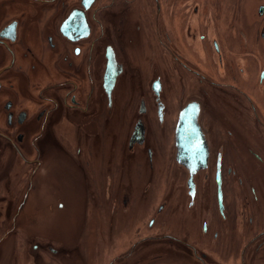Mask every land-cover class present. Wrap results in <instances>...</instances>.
Here are the masks:
<instances>
[{
  "label": "flooded vegetation",
  "instance_id": "obj_1",
  "mask_svg": "<svg viewBox=\"0 0 264 264\" xmlns=\"http://www.w3.org/2000/svg\"><path fill=\"white\" fill-rule=\"evenodd\" d=\"M182 2L186 4L179 9L177 0H155L154 9L147 11L145 0H0V97L6 87L11 90V99L4 106L9 133L0 134L13 132L19 136V145L28 140L31 152L40 155V160L30 159L29 165L35 169L41 163L40 170L44 167L42 144L52 146L49 132L63 136L61 146L64 140L71 144L70 136H76L77 142L72 144L75 159L88 170L93 147L98 143L106 146L109 141L113 147L112 125L117 118L125 122V130L121 135L120 159L110 166L118 163L128 167L134 163L139 175L147 167L156 173V178L176 188L179 176L189 177V172L178 164L180 114L188 105L197 103L201 108L199 126L207 144L208 168L194 178L193 195L186 187L188 208L191 215L208 216L210 201L204 197L209 195L212 177L219 224L204 221L201 229L190 223L185 231L174 230L178 211L170 217L176 221L164 222L169 205L162 202L153 212L163 221L158 223L151 218L146 232L138 229L123 254L112 258L109 264H160L162 255L155 256L153 261L139 257L130 262L138 247L155 246L157 251L167 246L176 252L188 250L195 264H264V185L261 188L256 181L264 182V0H251L255 3L250 12L257 41L251 40L250 33L242 32L240 37L246 46L240 47L239 40V47L235 48L228 47L224 37L227 27L222 21L223 7L221 12L211 8L210 0ZM139 3L138 20L130 9ZM212 10H216L217 21ZM4 32L5 38L1 37ZM137 35L143 38L141 44ZM130 53L155 55L151 66L153 79L148 83L150 93L133 99L125 89L123 95L122 89L119 93L130 71ZM244 56H249L253 63L245 64ZM179 69L187 73L186 82L179 83ZM116 73V84L109 94L106 86ZM128 80L127 85L130 77ZM156 85L159 94L155 92ZM168 87L181 104L185 102L177 114L171 111L170 100L163 94ZM141 125L145 129L143 144L142 138H135ZM237 125L252 137L241 146L237 142ZM222 136L229 143L234 141L233 145ZM231 146L241 158L239 170L235 164L227 165V150ZM244 147L246 155L242 152ZM114 151L116 147L113 154ZM248 160L261 165L255 167L246 163ZM249 165L254 167L253 171ZM112 173L107 172L101 187H97L106 200L114 196ZM248 173L251 179L245 181ZM133 177L131 173L128 185L121 190L125 211L136 205L140 195V185ZM225 177L234 178L239 184L238 190L234 189L233 213H229ZM87 180L91 182L89 175ZM246 188L255 205L261 201L258 194L262 195V208L245 207L250 201L238 193ZM139 218L140 215L136 219ZM126 226L130 229V224ZM218 244L234 247L233 254L230 251L220 255L214 250ZM49 247L56 249H50L54 256L65 257L66 251H60V246Z\"/></svg>",
  "mask_w": 264,
  "mask_h": 264
},
{
  "label": "rangeland",
  "instance_id": "obj_2",
  "mask_svg": "<svg viewBox=\"0 0 264 264\" xmlns=\"http://www.w3.org/2000/svg\"><path fill=\"white\" fill-rule=\"evenodd\" d=\"M145 1L146 10H153L152 6L155 0ZM182 1L186 0H177L179 9H183L186 4ZM188 1L194 3L201 0ZM254 4V2L251 3V0H210L211 8L221 12L223 7L224 18H222V21L227 27L224 37L228 41V47H239V40L240 47L246 46V42L240 37L242 32L250 33L251 40L257 41V33L253 30V17L250 12ZM139 5L140 3L130 9V12L136 14L138 20L141 16ZM216 10L212 11L217 21ZM147 16H150V14L147 13ZM129 31L132 32V28ZM138 37L139 44H141L143 38L142 36ZM133 38H135L134 34ZM145 56H147L146 59ZM183 56L188 58L186 54H183ZM140 57L143 62H141ZM154 59L155 55L130 53L131 64L128 67L130 71L127 73L126 83L129 81L128 77H130V82L129 85L124 83L125 86L120 88L119 93L122 89L121 95H123L124 89L126 90V95L131 99L134 97L138 98L141 94L147 95L150 93L148 83L149 81L151 83L153 79L151 66ZM243 59H246L244 61L245 64L253 63L249 56H244ZM133 75L136 78L133 79ZM186 77L187 73L179 69V83L186 82ZM5 89L4 95L0 97L1 133L8 132L7 115L4 106L11 99V90L9 87ZM184 89L183 87L182 92ZM163 94L170 100L171 111L177 114V111L185 102L181 104L180 98H176L170 87ZM178 104L181 105L178 106ZM116 120L114 125H112L115 134L113 147L111 141L106 146L98 143L97 147H93V153L88 156L91 161V169L89 168L88 170L75 159V151L72 150V144H76V136H70L71 144L64 140V145L61 146L63 144V136H56L54 132H49L50 138H48V141L52 146L45 142L42 144L41 156L44 167L35 175L32 187L30 180L36 168L34 169L33 166L29 165V160H40L39 153L31 152L28 140L19 145L17 143L19 136L13 134V132L6 135L0 134V240L10 231L13 221L23 205L17 220L16 229L0 245V264H109L112 258L123 254V250L126 249L127 244L135 236L138 229L146 232V223H149L151 218L159 220V217L153 211L162 202H167L169 205L168 216L166 217L165 215L166 218H163L165 219L164 222L166 220L168 223L176 221V219L172 220L170 217H173V213L178 211L176 221L178 224H176L174 230L185 231L184 229H187L190 223L192 225L196 224L201 229L204 221L215 226L219 224L218 215H216V186L212 177L210 183H208V187H210L209 195L207 194L204 197L205 200L210 201L209 213L208 216H200L197 213L192 215L189 213V199L186 193L188 177L179 176L180 180H178L176 188H171L170 185L166 184V180L156 178V173H152L147 167H145L146 170L144 171L140 170L143 175H139L136 174L139 169L135 167L137 165L134 163H130L128 167L127 165L120 167L118 163L116 166H110V163L120 159L123 138L121 135L124 134L125 130L124 127L122 128L125 122L118 119L119 124H117ZM57 128L60 129L61 127L57 126ZM236 129L240 133H238L237 137L239 146L243 145L246 139L252 140L251 135L245 134L244 130H240L238 125ZM113 131H111V134H113ZM222 139L228 142L223 136ZM233 143L234 141L229 144L233 145ZM66 144L69 146L68 149ZM114 147H116L117 151H114L113 154L112 149ZM102 150L104 154H102ZM242 152L244 155L245 147ZM240 161L241 158L237 156V152L231 146L227 150V165L235 164L239 170L238 163ZM248 162L253 163L255 167L261 165L255 161H246V163ZM249 167L252 171L254 170V167L250 165ZM262 168H264L263 165ZM110 170L114 173V196L106 200L97 187H101L102 177L104 178ZM166 170L171 171L172 169L167 168ZM173 170L177 171L179 168L177 170L173 168ZM131 173L134 176L133 181L140 185L137 189L140 195L136 198V205L131 206V210L125 211L122 204L121 190L128 185ZM207 174L208 172L203 174L204 176L202 175L201 179L204 180ZM248 174L250 175V173ZM87 175H89L91 182L87 180ZM225 178L230 205L229 213H233L235 212L234 189L236 187L237 191L239 184L234 178ZM244 179L245 181H250L251 175L249 177L246 176ZM256 181L261 183L259 186L262 188L264 182L261 179H256ZM251 186L256 185L251 184ZM91 190L93 193H91ZM28 191H30V194L25 200ZM238 194L239 197L242 194L245 200L251 197L247 188L243 191L239 189ZM258 198L261 201L256 205L254 200L252 202V199H249V206L243 200L245 207L248 209L262 208L263 197L258 194ZM60 203H66V210L61 211L59 209ZM139 215L140 218L138 220L136 218ZM210 217L212 219L208 221L207 219ZM163 219L160 218L158 223L162 222ZM127 224H130V229L126 226ZM74 229L75 231H72ZM169 231L171 230H167V232ZM50 244L60 246L61 249L58 247L60 251L65 250V257L63 254L58 256L51 254L50 249L52 247L48 248ZM35 247H38V251L35 250ZM52 249L56 250L55 248ZM141 249L142 247L136 249L130 262H136L139 257H145L147 261H153L155 256L162 255V263L160 264H195L191 260V253L185 249L177 250V252L169 246L167 248L164 247L163 251L155 250L156 246ZM214 250L218 251L220 255H228L230 251L233 254L234 247L218 244Z\"/></svg>",
  "mask_w": 264,
  "mask_h": 264
},
{
  "label": "water",
  "instance_id": "obj_3",
  "mask_svg": "<svg viewBox=\"0 0 264 264\" xmlns=\"http://www.w3.org/2000/svg\"><path fill=\"white\" fill-rule=\"evenodd\" d=\"M5 38V32L1 36ZM115 58V57H114ZM117 73L111 76V82L109 79L110 84L106 88L108 89V93L111 94L113 87H115L116 80H117ZM108 82V79H107ZM107 84V83H106ZM155 92L157 94L160 93L158 89V85H156ZM7 110H10V107H7ZM201 115V108L200 105L197 103H192L188 105L180 114V121L179 127L177 131V145H178V164L186 171L189 172L187 186L189 190H192V195L195 189L194 178L203 170H206L208 164V150L206 147L205 137L202 133L201 127L199 126V120ZM12 124V116H10L9 124ZM142 129V130H141ZM144 136H145V129L144 126H138L137 131L135 133V138L140 137L142 140L140 144L144 143ZM41 168V163L37 164V167L32 175L30 180V185L32 187L33 180L35 179V175L38 174ZM219 186L221 182L219 181ZM191 188V189H190ZM31 191V189H29ZM30 191L27 192L25 196V200L28 198ZM222 196V192L220 191V197ZM66 204V203H65ZM60 203L59 209L61 211L66 210V205ZM23 205L21 206L22 209ZM62 207V209L60 208ZM21 209L17 213L10 231L0 240V245L14 232L17 225V220L20 215Z\"/></svg>",
  "mask_w": 264,
  "mask_h": 264
},
{
  "label": "bare ground",
  "instance_id": "obj_4",
  "mask_svg": "<svg viewBox=\"0 0 264 264\" xmlns=\"http://www.w3.org/2000/svg\"><path fill=\"white\" fill-rule=\"evenodd\" d=\"M72 231H75V229H74V230H72Z\"/></svg>",
  "mask_w": 264,
  "mask_h": 264
}]
</instances>
